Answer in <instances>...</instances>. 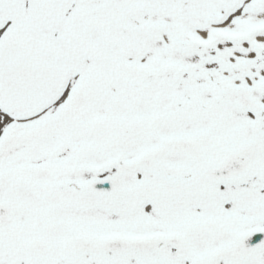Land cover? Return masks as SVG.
Listing matches in <instances>:
<instances>
[{
	"label": "snow or ice",
	"instance_id": "obj_1",
	"mask_svg": "<svg viewBox=\"0 0 264 264\" xmlns=\"http://www.w3.org/2000/svg\"><path fill=\"white\" fill-rule=\"evenodd\" d=\"M0 264H264V0H0Z\"/></svg>",
	"mask_w": 264,
	"mask_h": 264
}]
</instances>
